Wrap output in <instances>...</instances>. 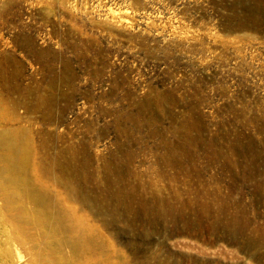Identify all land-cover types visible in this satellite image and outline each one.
<instances>
[{
    "label": "rangeland",
    "instance_id": "rangeland-1",
    "mask_svg": "<svg viewBox=\"0 0 264 264\" xmlns=\"http://www.w3.org/2000/svg\"><path fill=\"white\" fill-rule=\"evenodd\" d=\"M0 170V264H264V0H0Z\"/></svg>",
    "mask_w": 264,
    "mask_h": 264
},
{
    "label": "bare ground",
    "instance_id": "bare-ground-1",
    "mask_svg": "<svg viewBox=\"0 0 264 264\" xmlns=\"http://www.w3.org/2000/svg\"><path fill=\"white\" fill-rule=\"evenodd\" d=\"M5 174V173H4ZM5 176L3 175V173L1 172V170H0V191L2 192L3 191V193H1V194H4L3 196H4V205L3 206H1L0 207V220L2 221V226H1V229H0V232H17V229H16V227L14 226V224H13V221H12V219H10V215L8 216V210L6 211L5 209H6V206H12L15 210H17L18 211V213L19 214H21L22 212H20L19 210H18V208L16 207V201H17V199H16V197L15 196H13V195H11L8 191H7V189H6V186H5ZM1 208H3L2 210H1ZM9 214H10V210H9ZM11 214H12V212H11ZM14 214V213H13ZM12 214V215H13ZM11 215V216H12ZM40 215V214H39ZM15 215H13V218H15L14 217ZM36 216H37V214H30V216H29V220H35L36 219ZM42 216V215H41ZM43 218H45L44 219V222L42 223L41 222V225H43L42 226V229H46L47 227H48V223H47V217H44V216H42ZM49 218V217H48ZM47 219V220H46ZM49 228V227H48ZM55 231V230H54ZM81 257V256H80ZM83 258V257H82ZM91 261V260H90Z\"/></svg>",
    "mask_w": 264,
    "mask_h": 264
}]
</instances>
